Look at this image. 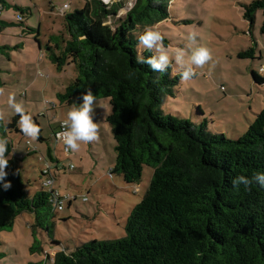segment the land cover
Wrapping results in <instances>:
<instances>
[{"label":"trees","instance_id":"16d2710c","mask_svg":"<svg viewBox=\"0 0 264 264\" xmlns=\"http://www.w3.org/2000/svg\"><path fill=\"white\" fill-rule=\"evenodd\" d=\"M170 1L135 0L121 17L126 0L108 4L85 0L81 8L63 15L67 38L53 37L54 45L46 46L58 70L73 64L77 71L57 94L61 105L78 106L89 89L96 99L109 100L106 121L116 153L109 174L138 184L143 168L153 169L145 196L126 220L124 237L94 239L70 251L54 242L52 255L46 254L52 264H264V187L256 182L249 188L233 184L240 176L264 174V107L235 139L208 132L206 121L196 124L164 112L162 106L174 96L180 75H173L171 68L165 73L153 71L146 63L138 64L136 57L139 34L169 18ZM4 9L1 4L0 12ZM259 10L264 35V0L244 5L243 18L252 27ZM251 53L252 49L239 56ZM141 54L148 58L154 53ZM252 76L264 83V77L254 72ZM20 119L15 115L6 128L19 132ZM36 126V138L42 142V129L39 123ZM8 140L6 181L12 186L4 190L0 184V232L12 228L20 214L33 215L30 250L35 253L40 248L36 234L43 228L41 220L57 213L51 203L53 192L41 184L42 168L36 187L25 182L20 164L35 152L13 155Z\"/></svg>","mask_w":264,"mask_h":264},{"label":"rangeland","instance_id":"374dc122","mask_svg":"<svg viewBox=\"0 0 264 264\" xmlns=\"http://www.w3.org/2000/svg\"><path fill=\"white\" fill-rule=\"evenodd\" d=\"M84 1L0 2L5 6L0 12V20L7 23L4 26L0 23V45H8L0 49V90H3L0 93V138L11 139L17 152H26V147L35 152L20 164L26 183L29 181L36 187L41 168L50 166L54 174L53 189L63 198V210L57 211L54 217L45 215L41 220L44 229H37L40 248L35 253L30 250L34 244L30 225L36 224L33 215L20 214L12 228L0 232V264H52L46 254L52 255L54 242L70 251L80 243L94 239L124 237L126 220L145 196L153 176V169L148 166L143 168L138 184H127L120 175L109 174L116 153L111 127L106 121L111 112L108 99H96L94 105L93 119L99 126L98 141L82 144L77 153H66L65 145L53 137L51 129L56 132L71 109L59 103L57 94L64 91L77 76V71L73 64L58 70L50 60L46 46L48 43L54 45L53 37L67 38L61 7L68 3L71 10L64 13H71L75 8H81ZM101 1L108 4L117 0ZM252 1L169 2V18L157 25L169 55L174 56L180 49L190 52L188 35L195 31L198 33L197 44L211 50L212 60L197 68L193 79L186 82L179 79L174 96L168 97L162 106L165 113L196 124L206 121L208 132L225 134L232 139L246 132L264 107V83L255 82L252 76L254 72L264 77L262 11L256 13L252 27L243 18V6ZM125 3L126 7L119 12L121 17L130 8L128 0ZM17 14L23 18L20 23H17ZM27 27L33 28V32L29 34ZM250 49V57L239 56ZM173 67H176L174 59ZM173 75H180L179 69ZM10 96L24 106L35 125L39 123L44 141L26 135L20 123L17 125L21 129L19 132L6 128V123L17 115L9 104ZM41 156L43 160L39 161Z\"/></svg>","mask_w":264,"mask_h":264},{"label":"clouds","instance_id":"9594fccd","mask_svg":"<svg viewBox=\"0 0 264 264\" xmlns=\"http://www.w3.org/2000/svg\"><path fill=\"white\" fill-rule=\"evenodd\" d=\"M135 0H128V6H134ZM70 6L65 3L60 11H70ZM198 33L192 31L188 35L190 42V52H185L183 49L177 50L174 56H170L168 50L163 45L164 36L158 30V26H149L138 36V54L136 62L138 64H148L153 71L165 73L172 68L173 74L179 69L180 79L182 82L193 79L196 75V69L204 66L212 60V52L205 46L197 44ZM142 50H148L154 54L145 58ZM173 59L176 67H173ZM3 90H0L2 93ZM9 104L20 115V127L26 135L36 137L39 134V128L36 126L29 115L25 113L24 106L21 103H16L14 97H9ZM96 97L89 89L82 95V102L73 105L68 111L66 119L63 121V130L57 133V139L65 145L66 151L77 153L81 149V145L99 140V126L93 119L94 105ZM2 118V116H0ZM8 153V140L0 138V184L4 190L11 188V182L6 181L8 175L6 169L9 166L10 157ZM256 182L264 187V174L256 173L251 179L240 176L237 177L233 184L239 186L243 184L245 188Z\"/></svg>","mask_w":264,"mask_h":264},{"label":"built area","instance_id":"2783aa9c","mask_svg":"<svg viewBox=\"0 0 264 264\" xmlns=\"http://www.w3.org/2000/svg\"><path fill=\"white\" fill-rule=\"evenodd\" d=\"M60 13L62 15L65 14L64 12L62 13L61 11H60ZM16 20L18 22H20V21L23 20V18H22V16L20 14H17ZM62 125H63V123L60 124V126L57 129V131L54 132V134H53V137H54L55 141L56 142H59V143H62V141H59L57 139V133L63 130ZM8 143H10L9 140H8ZM64 151L66 153H69L70 152V151H66V148H64ZM13 155H15V154H13ZM42 160H43V158L41 156L40 159H39V161H42ZM42 171H43V178L41 180L42 186L44 188H46L47 190H49L50 192H53L52 193L53 197H52V200H51V203H52V206H53V210L55 212L63 210V198L58 194V191L57 190H54L53 189V183H54L53 182V176H54V174L52 172V169H50V166H46V167L42 168Z\"/></svg>","mask_w":264,"mask_h":264},{"label":"crops","instance_id":"0c3cea01","mask_svg":"<svg viewBox=\"0 0 264 264\" xmlns=\"http://www.w3.org/2000/svg\"><path fill=\"white\" fill-rule=\"evenodd\" d=\"M0 46H1V45H0ZM3 46H8V45L3 44ZM18 129H19V128H18ZM19 130H21V129H19ZM51 130H52V132H54L55 129L52 128ZM42 137L44 138L43 135H42ZM12 145H13V152H14L13 154H15V155H17V156H21L22 154H24V153H26L27 151H29L28 148L26 147V149H27L26 152H24V153L17 152V150L14 148V143H13V141H12ZM25 161H26V160H25ZM25 161H24V162H25Z\"/></svg>","mask_w":264,"mask_h":264}]
</instances>
